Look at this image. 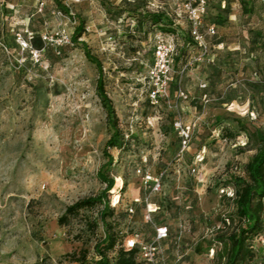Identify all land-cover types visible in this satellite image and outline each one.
I'll return each mask as SVG.
<instances>
[{
  "label": "rangeland",
  "instance_id": "obj_1",
  "mask_svg": "<svg viewBox=\"0 0 264 264\" xmlns=\"http://www.w3.org/2000/svg\"><path fill=\"white\" fill-rule=\"evenodd\" d=\"M60 1L69 14L55 0H0V264H96L104 203L65 225L59 219L76 202L102 195V174L114 179L107 217L118 241L112 264L129 242L140 250L139 264H152L144 247L154 241L156 223L172 234L158 245L161 264L224 263L217 233L236 226L224 222L234 207L227 194L259 147L256 131L264 133V0H209L217 34L205 41L212 48L206 54L181 37L169 96L157 100L152 71L160 30L150 14L172 13V0ZM237 9H244L241 22ZM173 21L188 34L186 20ZM81 22L84 35L75 44ZM163 25L171 31L169 21ZM46 31L63 33L62 44H44ZM20 37L34 39L40 63L22 51ZM83 42L102 63L118 118V146L108 151L114 130ZM179 88L187 100L178 99ZM178 122L192 136L183 156ZM139 171L164 174L161 191L152 193ZM146 199L171 207L147 222ZM252 249L249 264H264V230ZM82 252L87 260L79 262Z\"/></svg>",
  "mask_w": 264,
  "mask_h": 264
},
{
  "label": "trees",
  "instance_id": "obj_2",
  "mask_svg": "<svg viewBox=\"0 0 264 264\" xmlns=\"http://www.w3.org/2000/svg\"><path fill=\"white\" fill-rule=\"evenodd\" d=\"M207 1H208V12L204 18L205 29H207L210 26H213L217 34V26L215 25V23L212 22V19L209 20L208 18L210 14V7H209V0ZM55 2L57 6L60 7L66 14L70 13L69 9L63 6L60 0H55ZM223 6H224L223 10H225L226 6L225 5ZM243 14H244V9H242V12H240V10L237 9L234 15L241 22ZM150 17L152 19L154 28H158L159 30L165 33H177V31H179L178 28H175L174 26L175 24L173 23L174 21L170 16L169 11L166 12L156 11L154 14L151 13ZM164 21L170 22L171 31L164 29V25H163ZM84 27H85L84 23L81 22L80 25L75 30L71 39L72 42H74L75 44L78 43L79 39L82 38V36L84 35ZM216 34L214 36H209V35L207 36L215 37ZM250 34L252 35L253 33L251 32ZM187 36L191 40L189 32L187 35L179 33V40L181 37L185 38ZM33 40L34 39H28V41L31 43L33 48L39 49L38 46H34ZM217 45L215 44L213 46V49L215 51H219L217 49L218 48ZM82 46L85 50L86 57L95 65H97L100 73L97 91L101 98V101L103 102V105L107 110L109 122L111 123V127L114 130V134L106 144V151H108V149H113L118 146L117 140L120 136V131L118 129V118L115 109L113 107L112 101L108 97L105 91V87L102 79V74H103L102 63L90 55V52L87 50L88 49L87 44L85 42H83ZM211 48L212 47L210 46V49ZM175 62L176 60L173 62V68L175 66ZM174 83L178 84L177 81H175ZM254 138L259 143V147L257 148L255 155L247 163L243 174L236 177L234 190H233L234 197L233 198L228 197L229 199H231L234 207H233V212L229 214L227 220L224 219V222L228 223L229 221H231L233 224H236V226L234 229H232L231 232L229 231L226 232L227 233L226 236L221 235L222 233L221 231L217 233V236L219 235L218 239L220 240L221 244L224 246L223 251L218 253V257L220 260L226 259L224 263H220V264H249L250 262H252L255 257V252L252 249V242L254 238L257 237L264 230V133L262 131H256ZM108 158H109L108 164H111L113 158L111 156H108ZM102 177L103 180L107 182V189L102 193V195L98 198L83 199L76 202L72 206H69L66 209L65 214L59 219V223L60 225H65L69 222L70 218L76 217L77 215H79V213L82 210L93 209L95 208L98 202H103L104 208L102 209V211H100L99 221L103 225L105 236L95 246V252L99 256V260L96 262V264H112L109 258V253L113 252L116 249L118 241L116 235L113 233V225L107 222V217L108 214L109 215L112 214V208L110 206V201L108 199V193L112 190L114 186V179L105 177L103 174ZM165 203L167 204L166 207H163L161 204L155 202H153L152 204H155L157 207H159V211H161L163 208L167 210L168 207H171L170 203L167 200L163 202V204ZM156 213L153 214L154 217L153 215L151 217L155 219ZM145 214H146V210H145ZM154 225L161 226L162 224L156 223ZM171 235L172 234L169 229V238L171 237ZM155 239H156V232L154 228V241ZM158 245L160 246V244ZM136 246L137 245L127 250H125L124 248H120L117 251V257L115 259L114 264H139L137 258L140 253V250ZM202 249H203V244L200 242L197 244L195 248V252L201 253ZM158 255H159V251H158ZM81 259H83V261L87 260L86 252H82L81 256L78 257L77 261L81 262Z\"/></svg>",
  "mask_w": 264,
  "mask_h": 264
},
{
  "label": "built area",
  "instance_id": "obj_3",
  "mask_svg": "<svg viewBox=\"0 0 264 264\" xmlns=\"http://www.w3.org/2000/svg\"><path fill=\"white\" fill-rule=\"evenodd\" d=\"M208 12V1L207 0H172V13L169 12L170 16L177 20H186L188 22V32L193 41L197 46L204 52L209 53L210 46L205 41L207 35L214 36L216 30L213 26H210L205 30L204 18ZM61 14V13H59ZM179 31L177 33H165L158 31L156 33V42L154 45L153 53L155 58V67L152 71L153 79L155 80V89L152 92L153 99L168 98L169 88L172 83L173 74V62L174 57L179 47ZM42 41L44 44H56L60 46L61 38H64L63 33L51 34L49 32L42 33ZM19 44L23 52L29 51L32 55V59L36 63L41 62L42 50L33 48L29 41L24 40L20 37ZM178 99L187 100L188 96L180 88L177 93ZM176 130L179 132L181 138V150L180 156H183L185 151L188 149L191 142L192 136L190 128L184 127L181 122L175 124ZM203 159H199L198 163H202ZM195 173V169H193ZM142 176L143 182L146 186L152 185L151 192L157 193L161 191L162 181L164 174L157 177H153L149 172L139 171ZM228 197L233 198L234 193L227 194ZM136 204H139L140 200H135ZM146 214L145 219L147 222H152V215L159 211V207L145 200ZM130 213H134V210H130ZM156 232V239L150 245L144 247L146 256L149 258V262L152 264H160L157 259L158 255V244L166 240L169 237V228L167 226H154ZM129 248H133L135 243L129 242Z\"/></svg>",
  "mask_w": 264,
  "mask_h": 264
}]
</instances>
